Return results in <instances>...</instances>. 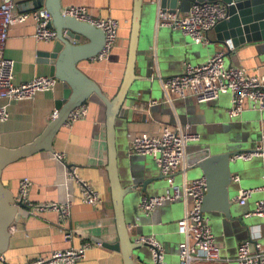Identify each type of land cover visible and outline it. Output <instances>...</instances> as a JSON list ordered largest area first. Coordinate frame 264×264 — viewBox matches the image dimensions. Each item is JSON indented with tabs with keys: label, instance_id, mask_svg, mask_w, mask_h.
I'll list each match as a JSON object with an SVG mask.
<instances>
[{
	"label": "crops",
	"instance_id": "obj_1",
	"mask_svg": "<svg viewBox=\"0 0 264 264\" xmlns=\"http://www.w3.org/2000/svg\"><path fill=\"white\" fill-rule=\"evenodd\" d=\"M153 1L143 0L138 49L151 51L157 71L154 72L159 79L151 83L150 90L147 85L144 100L141 99L143 93H139L121 109L115 123L117 169L121 186L132 187L124 198L126 222L138 225L132 219H141L143 225L150 226L144 234L158 238L166 253L172 251L171 255L177 256V247L184 237L178 233L176 226L183 216L184 205L180 201L164 203L150 214L139 209L142 198L163 194L168 183L161 177L152 157L128 152L129 136L138 133L158 135L163 126H173L176 122L190 127L191 132L200 136L198 141L190 143L186 151L184 178L192 181L201 178L198 172H188L194 159L210 151H219L216 148L218 144H225L221 149L233 148L231 153L252 149L264 134V111L253 110L246 104L240 116L230 118V94L221 95L207 104H197L192 100H175L172 105L165 103L162 78L180 74L185 64H202L224 48L194 44L189 36L179 30L157 25L155 15L158 4ZM29 2L15 0L16 13L31 11ZM60 5L62 9L69 6L84 7L93 19L109 17L118 22V37L109 59L104 62L91 60L78 63L79 70L97 83L107 98H113L125 72L134 0H60ZM34 31L35 23L31 19L14 24L9 30L3 54L13 61L15 84L49 76L50 65L44 56L51 51L54 41H36L33 38ZM207 38L209 42L215 39L213 30L207 34ZM225 57L228 58V65L243 67L251 75L264 76V47L261 43H245L233 48ZM62 93L63 87L58 81L53 91L40 92L31 100L0 99V105L8 113V119L0 122V146L17 149L38 137L50 123L51 115L56 110V101L61 99ZM151 100L158 104L153 106V112L148 113L145 102ZM87 107L84 119L59 129L52 147L53 153L64 154V163L76 168L79 178L98 193L101 202L95 206L86 205L80 201L77 192L70 215L64 221L54 211L27 215L25 207L18 210L9 228V243L0 257V264H30L37 257H48L53 251L78 248L88 242L92 245L86 250L85 257L76 264H123L119 252L103 245H113L118 240L107 173L105 108L96 99H91ZM57 166L49 153H37L8 165L2 171L1 182L17 197L19 180L28 178L31 183L28 194L30 203L56 202L62 196L55 185ZM177 176L180 177L179 184L175 183ZM177 176L174 183L180 185L183 175ZM234 177H238V181H234ZM147 180L150 182L142 192L140 186ZM132 184L138 187L133 188ZM240 190L254 191L245 205H239L236 201ZM228 197L233 217L241 218L243 224L228 220L218 212H208L206 216L215 241L220 246L221 257L228 260L227 264H236L234 258L240 243L250 237H256L258 242L264 243V220L247 216L248 212L255 209L257 202L264 200V167L259 158L238 160L231 165ZM67 232L72 234L69 240L64 238ZM97 240L102 243L98 245L95 242ZM172 264H177V260Z\"/></svg>",
	"mask_w": 264,
	"mask_h": 264
},
{
	"label": "built area",
	"instance_id": "obj_2",
	"mask_svg": "<svg viewBox=\"0 0 264 264\" xmlns=\"http://www.w3.org/2000/svg\"><path fill=\"white\" fill-rule=\"evenodd\" d=\"M62 15L72 17L80 22L92 24L103 31L105 43L101 52L92 60L104 62L109 59L111 50L117 41L119 24L112 18L93 19L84 7L69 6L62 9ZM227 18L226 6L219 2H194L187 12L178 9L174 12L158 5L155 19L159 26L171 30H179L189 36L194 44H208L207 34L221 21ZM31 19L35 23L33 38L36 41H54L55 31L48 25L51 17L45 9H36L16 13L15 0H0V99L9 101L31 100L40 92H50L58 80L50 76L35 77L29 82L15 84L13 82V61L4 57L3 51L12 25ZM230 41L226 48L218 51L206 62L198 65L185 64L184 70L177 75L161 79L164 102L172 105L175 100H192L197 104H207L217 100L221 95L230 94L228 116L236 118L244 111L246 104L253 110L264 111V76L251 75L243 67L225 66L224 57L227 51H232ZM155 100L145 106L148 113L150 108L157 105ZM87 104L74 109L65 122L69 127L74 122L87 116ZM57 116V110L51 115V120ZM8 119L4 106L0 105V122ZM200 139L198 134L191 132L187 125L178 122L173 126L165 125L158 135L138 133L129 136L128 152L132 155L150 156L155 161L160 174L166 179L168 188L157 196L144 197L139 202V209L150 214L164 203L182 202L183 216L177 221V231L184 240L178 245V264H227L228 260L221 257L220 246L215 241L206 214L202 211L203 199L206 193L204 178L187 181L185 158L188 144ZM51 158L57 163L58 175L55 185L62 194L56 202L30 203L28 194L30 180L21 178L18 182L16 201H21L27 215H36L44 211H54L64 221L71 211L72 204L78 198L86 205L95 206L101 202L96 191L77 175L75 167L64 163V154L51 153ZM259 158L264 167V134L256 145L247 151L232 154L229 160L250 161ZM183 175L180 185L174 183L175 177ZM238 181V177L233 178ZM253 190H240L236 201L245 205L253 194ZM247 216H256L264 220V200L256 203L253 211ZM134 226L128 227L133 237ZM71 232L64 233L65 240L71 238ZM258 236V234L256 235ZM134 243L148 247L153 264H165V247L154 236H136ZM90 242L78 248L53 251L48 257H37L30 264H76L85 257ZM99 245V243H98ZM236 264H264V243L251 237L237 247L234 258ZM141 264V263H138Z\"/></svg>",
	"mask_w": 264,
	"mask_h": 264
},
{
	"label": "water",
	"instance_id": "obj_3",
	"mask_svg": "<svg viewBox=\"0 0 264 264\" xmlns=\"http://www.w3.org/2000/svg\"><path fill=\"white\" fill-rule=\"evenodd\" d=\"M219 2L226 6L227 18L214 28L215 39L210 40L209 47L226 48L230 41L233 48L245 43H261L264 47V0H154L160 8L171 12L177 9L187 12L194 3ZM30 8L45 9L51 17L49 27L56 33L51 51L44 57L50 65L49 76L56 78L63 87L60 100L56 101L57 116L51 120L43 132L32 142L17 148L7 149L0 146V257L8 247L10 231L18 210L24 209L21 201L1 182L2 171L10 164L31 157L37 153H53L52 143L59 129L65 126L69 114L76 108L96 99L105 108V127L107 139V173L110 183L111 199L115 216L117 242L113 245H103L108 249L119 252L123 264H135L134 255L141 247L134 243L128 232L130 223L126 222L124 214V198L131 192L132 187H122L117 169V152L115 147V123L121 109L128 101H132L139 93L144 100L145 88L150 90L151 83L158 81L154 59L151 51H140L138 39L143 0H134L133 16L129 33V44L125 72L116 95L109 99L100 87L78 68V63L91 61L97 56L105 43L103 31L92 24L77 21L62 15L60 0H30ZM230 53L227 51L226 55ZM46 62V61H45ZM155 71V72H154ZM153 75V77H152ZM164 79V78H162ZM150 80V81H149ZM147 104V102H145ZM154 107L150 108L153 112ZM224 145L216 146L219 151H210L194 159L192 168L206 181V193L203 199L202 211L218 212L228 220H236L243 224L242 219L233 217L231 203L228 197V187L231 181V151H220ZM227 148V147H226ZM191 167V166H190ZM162 177V176H161ZM158 177L157 179H161ZM163 178V177H162ZM150 180L140 187L145 191ZM133 188L138 187L132 184ZM234 218V219H233ZM136 231V225H133ZM96 243H102L97 240ZM147 247V246H146ZM143 258V257H142Z\"/></svg>",
	"mask_w": 264,
	"mask_h": 264
},
{
	"label": "rangeland",
	"instance_id": "obj_4",
	"mask_svg": "<svg viewBox=\"0 0 264 264\" xmlns=\"http://www.w3.org/2000/svg\"><path fill=\"white\" fill-rule=\"evenodd\" d=\"M224 64H225V66H228V58L227 57H224ZM189 145L190 144H188V146H187V149H186V151L188 152V147H189ZM233 148H223V149H221L220 151H231ZM240 151H242V150H240ZM236 152H238V151H236ZM211 152H208V153H204V155H208V154H210ZM154 161V160H153ZM193 166H191V167H189L190 169L188 170V172H194L195 170H193V168H192ZM195 180V179H194ZM175 183L176 184H179L180 183V177H176V180H175ZM206 214V213H205ZM144 218V217H143ZM133 221V223L134 224H138V225H136L137 227H136V231L133 233V237H132V239L134 240L135 239V237H136V235L137 236H142V235H144V236H148V235H146V234H144V231H145V229H148V231H149V228H150V226L149 225H143L142 224V220L140 219L139 221H136V220H134V219H132ZM177 227V226H176ZM159 242H161L158 238H156ZM172 254V251L170 252V253H166V255H165V261L164 262H166L167 264H172V262L175 260H177V264H178V247H177V256L176 255H171ZM168 255H170V256H168ZM143 257V258H142ZM134 263L135 264H138V263H141V264H153L152 263V258H151V254H150V251H149V249H148V247H146V246H143V247H141V249H139L138 251H137V253H135V255H134ZM165 263V264H166Z\"/></svg>",
	"mask_w": 264,
	"mask_h": 264
}]
</instances>
